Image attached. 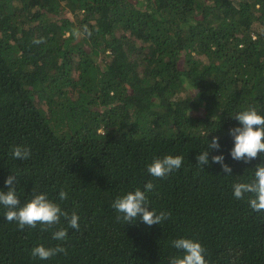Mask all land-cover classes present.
<instances>
[{
	"label": "trees",
	"instance_id": "16d2710c",
	"mask_svg": "<svg viewBox=\"0 0 264 264\" xmlns=\"http://www.w3.org/2000/svg\"><path fill=\"white\" fill-rule=\"evenodd\" d=\"M249 106L264 115V0H0V191L16 175L20 206L46 193L80 216L57 241L64 217L21 231L0 204V264H170L177 238L199 241L210 264H264V212L232 189L264 163L230 155ZM15 145L30 158L13 159ZM169 154L181 168L151 176ZM219 154L232 175L211 163ZM148 181L149 210L170 218L118 220L112 202ZM41 244L67 254L34 258Z\"/></svg>",
	"mask_w": 264,
	"mask_h": 264
},
{
	"label": "clouds",
	"instance_id": "9594fccd",
	"mask_svg": "<svg viewBox=\"0 0 264 264\" xmlns=\"http://www.w3.org/2000/svg\"><path fill=\"white\" fill-rule=\"evenodd\" d=\"M43 42V38L33 40L34 44ZM240 126L229 130V134L234 139V147L230 150L233 160L248 163L264 154V115L260 114L253 106L235 115ZM215 119V117H213ZM221 147L219 137H213L208 144L209 149H219ZM11 156L16 160H28L31 150L25 146L15 145L11 149ZM199 165L209 163V151L206 149L196 157ZM183 157L180 155H165L163 158L157 157L147 166V172L151 176L159 179L163 178L173 170L181 168ZM211 163H218L222 170L229 176L232 175V168L225 163L223 154L213 155ZM15 181V184H14ZM17 176L10 175L5 180L9 186L7 192L0 191V204L7 209L4 216L7 222H16L18 229L23 231L26 227L36 229L40 226V231L45 232L54 228L60 223L61 217L67 221V227H61L52 232V237L57 241H65L68 238V230L80 228V216L73 211L71 215L62 210L60 205L49 199L46 193L35 194L34 197L21 205V201L16 193ZM155 184L148 181L144 185V190L137 187L134 191H129L123 196H118L111 204L117 213V219L125 223L134 222L137 218L142 219L148 226L163 224V221L170 218V213L161 211L156 214L155 210H149L150 201L148 193L155 189ZM233 195L237 200H247L253 212H264V163L255 168L254 176L250 181H237L232 185ZM67 191L61 189L59 199L66 200ZM172 245L183 252L182 257L172 258L170 264H210L206 259L205 247L191 238H177L172 241ZM59 253L67 254L65 247H46L44 245L35 246L31 255L40 260H48Z\"/></svg>",
	"mask_w": 264,
	"mask_h": 264
}]
</instances>
